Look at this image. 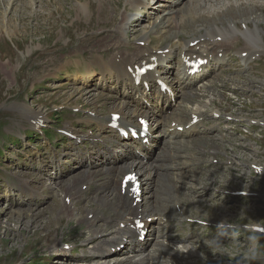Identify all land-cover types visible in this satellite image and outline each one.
Segmentation results:
<instances>
[{
  "label": "rangeland",
  "instance_id": "374dc122",
  "mask_svg": "<svg viewBox=\"0 0 264 264\" xmlns=\"http://www.w3.org/2000/svg\"><path fill=\"white\" fill-rule=\"evenodd\" d=\"M173 1L175 0H160L159 11L154 13L150 12L152 9L140 7L143 12L142 20L131 22L123 29L127 39L126 47L133 49V42L141 32L151 29L154 24H157L161 33L165 32L160 26L166 15L162 11H179L176 15L181 18L188 13V5L194 4L193 0H180L181 3L175 4ZM125 2L126 0H0V264H84L78 262L80 258L76 255L82 254L78 250L82 248L80 242L90 235L87 224L82 221L94 207L98 205V209L101 208L100 205H104L105 200V194L101 191L102 196L98 187L101 182H93L90 178H105L104 173L108 169L97 165V168L88 171L85 166L84 171L66 176L62 182H53L58 178H50L47 174H51L53 170L51 168L50 172L45 167H55L60 177V164H46L47 160L50 164L54 156L65 160V163L62 162L63 167H73L76 159L74 160V152L68 148V144H62L65 138L63 132L67 127L80 130V135L87 134L90 129L97 130L94 129L96 125L93 120L97 116L108 117L112 110L120 109L122 105L118 95L112 94L114 89L107 90L106 86L98 85L101 83V75L96 72L95 67L101 69L102 65H107L104 64L106 59L116 55L119 57L122 52L116 45L117 38L112 37L122 24V14L127 11ZM252 3L253 10L246 8L243 12L232 8L235 2L231 1L229 8L221 10L220 17H236V22L244 30V22L247 21L251 22L254 29L262 21L264 28V11L261 10L264 0H253ZM81 4L88 6L87 13L79 10ZM167 17L171 18L169 22H174L171 15ZM222 22L225 25L226 21ZM212 23L214 21L210 19L207 22L200 20L193 23L194 27L188 26L186 31L192 34L194 32L196 36ZM260 34L264 37V30ZM152 38L150 49L157 47L164 54L174 52L170 46L177 44L176 65L181 47L189 37L181 35L180 38L165 39L154 33ZM240 45L243 43L230 50L228 64L223 66L228 72L226 70L221 78L205 82L199 87L203 88V92L197 96L190 95L189 102L179 95V107L184 111H179L176 107L178 111L169 116L167 123H158L156 126L154 124L161 114L158 112L152 116L151 127L155 126L153 134L159 135L170 122H174L175 117L187 122L190 113L200 105L206 111L204 115L209 118H206L207 125L215 123L211 115L213 111L226 114L229 120L235 116L234 120L240 122L227 120L224 122L227 126L223 132L218 134L216 130L217 134L212 136H208L212 132H207L206 135L210 138L203 140L199 138L180 140L178 143L167 142V149L161 148V157L167 153L170 155L169 160L173 162L163 159L161 163L146 162L147 164L136 167L141 175L138 182H144L145 185L143 188L142 184L139 190L145 191L136 198L135 203L143 209L145 206L151 208L150 205H156L154 210L159 209L158 214L166 215L161 216L162 223L157 224L153 236L149 238L152 239L149 241V250L156 244L157 237L163 240L164 236H174L177 239L173 240L172 247L177 244L188 245L189 240L194 242L192 247L196 255L199 254L201 262L197 263L192 259V264H264V254L256 261L249 262L244 258L250 237L255 236L261 246H264V54L261 61L257 59L259 63L252 64V69L243 70L244 63L235 53ZM125 48V53L130 51ZM258 50L263 51V48ZM115 66L116 76L124 75L119 72L121 67L116 63L110 67ZM83 68L85 73L79 72ZM91 69L96 73H91ZM77 72L80 75L78 77L73 74ZM155 109L157 106L154 105ZM51 110L54 111L49 120L46 115ZM124 112L130 113L131 110L124 108ZM129 113L127 115L131 117ZM84 118L87 120L83 121ZM179 119L175 123L181 125ZM38 124L41 126H37ZM253 124L259 128L253 127ZM189 141L194 142V150L182 151L183 148H176L182 142ZM170 144L175 145L170 149ZM80 154L77 153L79 157ZM50 155L53 156L51 159ZM134 155L135 153L131 157H135ZM175 155L182 159L175 158ZM104 156H108L107 151ZM110 156L104 160L109 161ZM129 157L127 154L123 158ZM131 159L129 158L131 165L132 162L137 163ZM175 161L192 166H175ZM121 162L115 167L118 171L128 164L122 165ZM198 162L201 165H197ZM163 163L173 167H158ZM147 167L150 169L143 170ZM198 172L201 173L200 177ZM44 174L48 176V180ZM150 175L153 182L147 189V177ZM131 178L136 179L135 175H131ZM203 178L209 181L205 184L201 181ZM80 179L85 183H79ZM108 180L112 182L109 183V189L106 188L107 196L116 185L113 178L108 177ZM108 180L101 183L103 189V183ZM163 180L175 188L177 195L169 198L161 193L159 185ZM96 182L97 185L93 184ZM125 182L126 180L124 184ZM23 183L29 188L25 193V187L21 186ZM154 185H157L156 192ZM122 193L125 194V190ZM158 197H162L160 201H168L166 209L160 203L157 204ZM176 198L181 199L180 203L184 204L175 205ZM72 202L76 204V210L72 208ZM37 203L41 205H36ZM69 215L73 217L69 219ZM92 215L99 214L96 210ZM174 216L182 217L185 222L195 226L188 230V224H183V220L173 219L170 221L174 227L173 232L168 233L167 221ZM220 223L226 224L223 230L218 227ZM188 236L194 238L188 240ZM217 237L228 247L225 253H214L207 247L206 241ZM166 242L169 243L167 239ZM57 244L69 247V250L63 251L70 254L68 260L64 261V253L59 248L53 249ZM143 252L146 249L141 251L142 254ZM110 255L107 256V261ZM60 258L65 263H58ZM160 260L162 261L161 258ZM85 261L89 262L87 259ZM95 261H106V257L89 263ZM161 261L157 260L155 264H161Z\"/></svg>",
  "mask_w": 264,
  "mask_h": 264
},
{
  "label": "bare ground",
  "instance_id": "6f19581e",
  "mask_svg": "<svg viewBox=\"0 0 264 264\" xmlns=\"http://www.w3.org/2000/svg\"><path fill=\"white\" fill-rule=\"evenodd\" d=\"M231 1L235 2L234 7H232V8H235V10H239V11L243 10V12L246 10V8H248V10L249 9L253 10V7H252L253 6V3H252L253 0H193L194 4L188 5V7H189L188 13L186 15H183V13H182L183 16L181 18H179V16L176 15V14H179V11H175V12L174 11H162V12H166V15L164 18H162L163 23H161L160 26H161V29L165 30V32L161 33V30L157 26V24L152 25L150 27L151 29L143 30L141 32V35L136 39V41L133 42V49H130V47H129L130 51H127L125 53L123 51V49L127 46V44H126L127 39H126L125 35L123 34V29L131 22H139L140 20H142L143 12H141L140 7L152 9V10H150V12L153 11V13H154L155 11H157V12L159 11V9H158L159 4L158 3L160 2V0H157V1L156 0H126L125 5L127 7L128 12L126 11L125 14H122V22H121L122 24L118 26L119 28L116 29V31L113 33V37H112V38H117L118 42L116 43V45L122 49V52L120 53L119 57H116L117 56L116 55V56H113L112 58H109L108 60L106 59L104 61V64H107L109 66L102 65L100 72L104 73L106 71L107 72L106 75H108L109 77H113L115 79L114 81L116 84V86H115L116 88L118 87L119 84L120 85L122 84V90H124V92H126V91L129 92L130 89L127 86H125L123 83L124 78L127 77L126 72L124 70H122V68H119V72L123 73L124 75H120L117 77L116 76L117 66H115V67H110V66H112L116 62H121V61H126V60L129 62H132V63H136V62L140 61L142 58H147L148 60H152L155 58L157 60L155 63L159 64L160 59L164 58L165 59L164 62H166V65L165 66L161 65V68H160L161 73L164 71L163 69H166L171 73L172 69L175 68V66H176L177 70H178V66H179V70H178L179 74H176L177 78L175 80L171 79V77L168 75H167V77L164 78L168 81L171 89L173 88V91H176L175 100H172V98L166 99V103H165L164 107H166V109L177 107V109L179 111L180 110L184 111L183 109H181L179 107L180 106L179 95L181 94V98L183 100L189 102L190 95L191 96H197V95H199L200 92H203V88H199L205 84V81H203V80L207 79V77H211V79H209L207 81L214 80L216 77L221 78L223 73H225V71H226V69H224L223 66L228 64L227 61H228V57L230 55L229 52H230V50L235 49L236 45L240 44L241 42L243 43V45H240L241 47L237 48V50L235 51V53L238 55L236 57H239L240 61L242 63H244L243 64V67H244L243 70H246L247 68L252 69L253 62L257 61V59L260 60L264 54V46H263L264 45V37L260 34V32L264 30L262 21H259L256 24V28L254 29L251 26V22L247 21L248 19H245V21H247V22H244V26L246 28L244 30V29H241L239 26V23L236 22V21H238V20H235L236 17H232L231 19H229L230 17L229 18H227V17L221 18L220 17L221 10L222 9L226 10L227 8H229L231 6V4H230ZM179 2H180V0L173 1L174 4L179 3ZM79 10L82 13H87L88 6L81 4L79 6ZM261 10L264 11V6L261 7ZM167 15H169V16L171 15V17H173L172 18V19H174L173 23L169 22L171 20V18L167 17ZM209 19L213 20L214 23L208 25L204 32H201V33L198 32V34L196 33L197 35L195 36L194 32L192 34V33H189L190 31L189 32L186 31V30H188V26L192 27L194 25L193 23H196L200 20L207 22V21H209ZM222 20L226 21L225 25L223 24ZM154 33L158 34L159 38L164 37L165 39H169L172 37H179L180 38L181 35H188L189 38L185 39V42L183 43V45L181 47V52L178 54L179 55V62L176 63V65H174V64H175V61L177 60L176 56H175L176 55L175 50L177 49V47H176L177 44H175L174 46H172V45L170 46L171 49L174 50V52H168V54H164L163 50L156 49L157 47L155 49L152 47L153 48V50H152V49H150L149 46H151V45H149V44H151L153 41L152 35ZM192 35H194V37ZM259 42L261 44H259ZM142 43L144 45L143 48H141V46H140ZM260 48H263V51H259L258 49H260ZM197 49H199V50H197ZM221 49H223V50L220 51ZM185 52H186V54H190L191 58H194V56H196L197 58H202V57H207L209 54H211L213 56V59H212L211 63H209V65L206 67V69L202 75L196 76L194 78L186 77L185 72H183V70H182L183 65H182V61H181V55H183ZM220 52L225 53L223 58H219ZM101 55H103V54H101ZM245 55H247V57L242 58ZM172 75H173V72H172ZM106 79H107V81L111 80L109 78H106ZM117 81L119 84L117 83ZM129 81L131 82V78ZM175 83L178 84L179 86L181 85L180 86L182 88L181 91H180V89H174ZM136 89H139V88H136ZM178 92H179V94H178ZM136 97L138 99H140V94L137 95ZM161 99H165V98H162L161 95H158V98H157L158 105H161V103H162ZM124 108L130 109L131 112L130 113L128 112V113L130 115L135 116V117H143V118H146L148 121L153 119L151 114H149V112L146 111L147 108L145 106L141 105V102L138 103L132 99V100H130V102H122V105H120V109L112 110L111 113H109L110 116L109 115H108V117L107 116H97L93 121L105 123V124H103V126H104L108 123H111V120L115 115H121L122 118L126 117V116H128L127 115L128 113L124 112ZM53 111L54 110H51L50 114L46 115L47 119H49V120L52 119L51 116L53 115ZM47 112H49V111H47ZM205 112L206 111L203 109V107L201 105L198 106L192 113H190V119L187 122L189 123L193 119L194 116L200 115L202 117V115L205 114ZM219 112L220 111L211 112V115L215 119V122L219 121L221 123H224L227 120H229V117L226 114H223L221 112L219 113ZM180 114L183 115V113H180ZM230 116H233V114ZM234 117H232V119H230L229 121H238L236 118H235L236 120H234ZM205 118H207V117L205 116ZM223 118H224V120H222ZM178 119H176V117H175V119H173V121L177 122ZM207 119H209V118H207ZM82 120L86 121L87 119L84 118ZM179 120H180V123H182V120L181 119H179ZM187 122H184V123H187ZM238 122H240V121H238ZM201 125H202V123H198L194 127V129L199 128ZM37 126H41V125L38 124ZM37 126H35V127H37ZM45 126L47 127V125H45ZM252 126L258 127V126H256V124H253ZM212 128H217V126L214 125ZM73 130H74V128L67 127V130L63 133L65 135L70 134L71 135L70 137L74 138V140H79L81 136L73 134L72 133ZM76 131L79 132L80 130H76ZM66 132H68V134H66ZM206 134L207 133H204V135H206ZM158 135L159 134H153L152 133V137L154 139L155 145L157 143V140L155 137H157ZM208 136L206 135L205 137L202 138V140L205 138H210ZM83 137H85V136H83ZM193 143H194L193 141L182 142L181 146L178 145L179 147H176V148H178L180 150L183 148L182 151H186L189 149L194 150L196 148V146ZM173 145H175V144H173ZM72 146H73V144H72ZM92 148H94V150L92 152H89L88 150L85 153L81 152L80 157L76 154L75 159L78 162H77V165H75L74 167H71V169L73 168V173L76 170L75 168L81 169L79 171V172H81L83 170L82 168L85 167L84 165L88 161L90 162L89 165L91 166L92 169L97 167V165H99V164L104 165L105 167L109 166L107 168L108 170H106V172L104 173V174H106L105 178H98V179H94V180H93V178H90V179L93 182H95V180H96V181L102 183L103 181L108 180V177H109V178H113L114 185L115 184L116 185L114 186L113 190L110 192L111 194L107 196L108 192H107L106 188L109 189V187H110L109 183L112 182V180H110V181L108 180V182L103 183L105 185L104 189L102 188L101 183L98 184V187H100L99 188L100 193H101V191H103V194H105V200L106 201L104 200V205H100L101 208L98 209V207H97L98 205L96 206V208L94 207V209H92V212L85 217V220H84L85 222L82 221V223L87 224V229H88V232L90 235L83 242H80L83 239L79 240L82 248H80L81 250L80 249H78V250H79V252L82 251V254H80V253L76 254V255H78V258H80L78 260V262L84 263V264H155L157 260L161 261L160 260V258H161L162 259V261L160 262L161 264H192V259H195V261L197 263H200L201 258L199 256V254L196 255L195 250L192 247V246H194V242H192V240L188 241V243H189L188 245L179 246L177 244L174 247H172L171 244H172L173 240L177 239V237L164 236L163 240H161V239L159 240V238L157 237L155 239L156 244H154V246L149 250V247H148V246H150L149 241L152 240L149 238H150V236H153V233L155 232L157 224L162 223L163 219H160V218H162L161 216H166V215L158 214L159 209L154 210V207L156 205H150L151 208L148 206H145L143 209L141 205L135 203L136 198H138L140 195H142L145 191L143 189V191H142L143 193H142L141 190H139V188H141L144 185V182H141V183L138 182V179L141 178V175L139 173L138 168L136 169L137 166L143 165L144 162H141V161L137 162L134 159L133 161H135L137 163H141V164L137 165V163L132 162L133 165H131L128 162V164L123 165V160L128 161L130 157L126 159V158L120 157L119 154L117 155V154H114L113 152H109V151L107 152L108 156H104L106 154V151L101 152L102 155L100 156V153L97 154V150H96V148H98V145H92ZM117 148H120V147H117ZM110 150H112V149H110ZM174 150H175V148H174ZM164 151H167V150H164ZM88 153H89V155L86 156ZM138 153H140V152H138ZM93 154H94V156H93ZM109 155H111L109 158L110 163L108 160H106V162H107L106 165L100 163V161L102 159H108ZM172 156L173 155H171V157ZM117 157H118V159H117ZM174 157L178 158L180 160L182 159V157H180L179 155H175ZM166 158H170V155H168L167 153L163 154L162 160L163 159L165 160ZM87 159H88V161H87ZM120 161H122L121 163L123 166L120 167V169L118 168L119 169V171H118L117 168H115V167L119 166L118 164H116V162H120ZM79 162L82 165H80ZM216 162H221V161H216ZM174 163H175L174 164L175 166H184V165H189L188 167L192 166L191 164H188L186 162L182 163L180 161H175ZM61 165H62V162L60 163V166ZM112 165L114 167H111ZM197 165H201V163L198 162ZM159 166H160V168H163V169L164 168L169 169V167L170 168L173 167L172 165H168L167 163H163L162 165H158V167ZM45 168L49 169L47 167H45ZM148 168L149 167L144 168L143 170L147 171L150 169V168L149 169ZM49 171H50V169H49ZM154 172H156V171H154ZM46 174H47V172H46ZM51 174L48 173L47 175L50 178H59L57 172H56V175L58 177L57 176L53 177V176H51ZM131 175H135L136 179L135 180L132 179L130 177ZM197 175L200 177L201 173L198 172ZM151 176L152 175L147 177L148 178L147 180H149L146 183L147 189L150 188L151 183L153 182V179L151 178ZM182 176H183V174H182ZM124 180H126L125 184H124ZM201 181L206 184L209 181V179L206 180L205 178H203V179H201ZM98 182L93 183V184L97 185ZM137 182H138V184H136ZM79 183H85V182L81 180V182H79ZM79 183H77V184H79ZM77 184H75V185H77ZM242 185H241V187H242ZM144 187H145V185L143 186V188ZM153 188L154 187H152V189ZM159 188L161 189V193L163 195L166 194V197L171 198L174 195H177V191L175 190V188H173L169 184H167L166 180L162 181L161 185H159ZM123 190H125V194L122 193ZM156 190H157V185L155 186V192H156ZM103 194H102V196H103ZM153 197H155V194L153 195ZM81 198H83V197H81ZM161 198L162 197H158L156 199L157 204L160 203L161 206L163 207V209H166L168 206L167 205L168 201L167 200L160 201ZM131 199H134V201H131ZM176 200L177 201H175V205L179 206V205L184 204V203H180L181 199L176 198ZM143 203H145V202H143ZM72 205H73L72 208L75 209L76 204L72 202ZM177 206H175V208L179 212V209L177 208ZM159 207H160V205H159ZM110 208H112V210H110ZM163 209L161 211L165 212ZM96 210H97V213L99 215L93 216L92 213H93V211H96ZM178 216H174V218L169 217V219L167 221L168 222L167 227H166L168 230V233L173 232L174 227L172 225V222H170L173 219L179 218V221L183 220V221H181L183 224L195 226V225H191V223H189V222H185V219H183L182 217L180 218ZM71 217H73V215H69V219H71ZM163 218H165V217H163ZM136 220H140L141 223H144L145 228L147 229V234L145 235L146 237H145L144 242H140V240H139L140 231L137 230L135 227ZM99 222H102V223L100 225L99 224L97 225L96 223H99ZM79 223H81V222L79 221ZM224 225H226V224H224ZM85 227H86V225H85ZM176 227L177 226H175V228ZM160 234H161V232L159 231V235ZM135 237H138V240H136ZM166 239L168 240L169 243L166 242ZM129 245H130V247H129ZM78 246H80V245H78ZM56 247L59 248L62 251V253H64L63 254L64 256L62 254L61 255L65 259L64 260V259L60 258L58 263H65L64 261H66V260H68V258H70V254L67 251L66 252H63V251L67 250L69 247L68 246L61 247L60 244H57V245L53 246V249ZM161 248H163V249H161ZM145 249H146V252H143V254H142L141 251L145 250ZM185 249H190V250L185 252ZM112 253L115 254V257L112 256L113 255ZM123 253H125V254H123ZM109 254H111V255H110L109 260L107 261V256ZM79 255H81V256H79ZM111 256L113 258H111ZM105 257H106V261H95L93 263H89L90 261H94L96 259H104ZM86 259L89 261L88 263H86V261H85Z\"/></svg>",
  "mask_w": 264,
  "mask_h": 264
},
{
  "label": "clouds",
  "instance_id": "9594fccd",
  "mask_svg": "<svg viewBox=\"0 0 264 264\" xmlns=\"http://www.w3.org/2000/svg\"><path fill=\"white\" fill-rule=\"evenodd\" d=\"M218 227L223 230L225 225L224 223H220ZM229 227H231V225H229ZM206 245L214 253H225V250L228 248L225 247L223 242L218 237L207 240ZM246 249L247 250L244 253V258L249 262L260 259L261 255L264 254V252H262V250H264V246H261L259 240L255 236L249 238V243ZM189 250L190 249H185V252Z\"/></svg>",
  "mask_w": 264,
  "mask_h": 264
},
{
  "label": "snow or ice",
  "instance_id": "6c2138e0",
  "mask_svg": "<svg viewBox=\"0 0 264 264\" xmlns=\"http://www.w3.org/2000/svg\"><path fill=\"white\" fill-rule=\"evenodd\" d=\"M143 123V122H142Z\"/></svg>",
  "mask_w": 264,
  "mask_h": 264
}]
</instances>
